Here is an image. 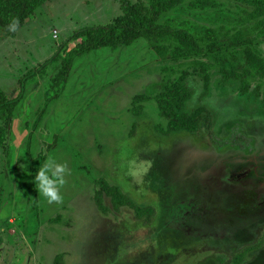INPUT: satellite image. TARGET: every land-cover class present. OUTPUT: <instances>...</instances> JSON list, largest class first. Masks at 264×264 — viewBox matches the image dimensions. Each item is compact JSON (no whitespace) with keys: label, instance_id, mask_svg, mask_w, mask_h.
Returning <instances> with one entry per match:
<instances>
[{"label":"rangeland","instance_id":"374dc122","mask_svg":"<svg viewBox=\"0 0 264 264\" xmlns=\"http://www.w3.org/2000/svg\"><path fill=\"white\" fill-rule=\"evenodd\" d=\"M249 1L193 0L161 23L203 48L213 31L228 43ZM120 14V0H47L14 38L0 28V88L8 98H19V80L36 73L11 121H0V264H54L57 256L63 264H264V218L257 205L249 208L250 194L242 196L246 219L233 221V209H224L233 192L249 187H256L253 201L264 202V172L257 177L246 166L264 157V95L241 97L239 81L225 82L221 73L245 63V48L200 56L213 65L207 90L206 74L190 60H161L150 42L137 41L72 59L59 91L61 65L80 42L76 32ZM250 44L264 56V37ZM187 69V109L206 107L213 126L167 136L158 99ZM257 84L264 92V79L252 89ZM136 95L148 99L133 103ZM132 108H142L139 118ZM50 157L67 164L60 203L38 190L37 173ZM103 178L154 208L151 222L136 220L130 207L115 210L106 194L109 212L99 209Z\"/></svg>","mask_w":264,"mask_h":264},{"label":"trees","instance_id":"16d2710c","mask_svg":"<svg viewBox=\"0 0 264 264\" xmlns=\"http://www.w3.org/2000/svg\"><path fill=\"white\" fill-rule=\"evenodd\" d=\"M193 0H120L121 14L114 22L93 27H86L76 32L74 40H80L76 44L71 59L64 60L61 72L56 83L62 91L72 69V59L90 55L98 50L110 49L118 50L122 47H129L137 41H147L152 45L153 50L161 60H171L178 63L182 60H190L191 68L205 73L206 90L210 83V70L213 65L206 62L200 56L202 54H213L226 52L231 49L245 48V63L239 67L229 69L226 66L221 68V73L225 82L230 79L238 80L239 95L248 100L253 97L259 100L264 92L263 86L257 84L252 89V83L256 79H264V56L259 50L250 48V43L256 37H264V0H250L251 10L243 12L241 27L236 29L231 42L220 41L216 32L209 36V43L206 48L198 44L194 35L181 30H171L163 25L161 19L168 13L191 3ZM247 1V0H242ZM47 0H0V28L8 37L14 38L19 30L31 19L37 10L41 8ZM17 18L19 23L15 31L9 30V25L13 19ZM258 32L253 36L252 32ZM171 35L175 38L171 42ZM167 70V68H165ZM36 73H30L19 80L20 97L10 99L0 88V121L8 124L15 113L22 96L25 92L27 81L33 79ZM191 76L190 70H183L182 74L175 80L170 81L165 91L158 99V106L164 117L169 119L168 126L164 130V135L175 132L186 131L194 134L200 131L201 125L212 127V116L206 107L200 106L194 111L187 109V102L192 97V91L187 85V79ZM58 99V98H56ZM147 100L144 95H136L133 103L138 100ZM264 107V99L262 100ZM134 117H140L142 108H132ZM132 135V134H131ZM3 142L0 137V143ZM100 190L95 194V202L103 212H109V208L104 205L103 196L106 194L111 198L115 210L122 207H130L135 212V219L144 220L150 223L154 217L155 209L140 207L135 204L118 186H111L104 178L99 180ZM145 214H148L145 219ZM54 264H63V257L57 256Z\"/></svg>","mask_w":264,"mask_h":264},{"label":"clouds","instance_id":"9594fccd","mask_svg":"<svg viewBox=\"0 0 264 264\" xmlns=\"http://www.w3.org/2000/svg\"><path fill=\"white\" fill-rule=\"evenodd\" d=\"M19 21L14 18L9 25L10 31H15ZM68 171L66 163H58L49 158L39 169L36 180L40 194L47 199L48 203H60L63 200L62 186L65 183L64 175Z\"/></svg>","mask_w":264,"mask_h":264},{"label":"flooded vegetation","instance_id":"af4514ba","mask_svg":"<svg viewBox=\"0 0 264 264\" xmlns=\"http://www.w3.org/2000/svg\"><path fill=\"white\" fill-rule=\"evenodd\" d=\"M256 175L257 176H260V173L257 172ZM259 184L261 186H264V183L263 182L262 183H259ZM255 188L256 187H249L248 190H244L243 189L242 192L237 193L236 195L234 194L235 192H233L232 196H233V198L236 197L235 200L233 201V203H231L230 205H228L227 207L224 208V209H227V208L233 209V211H232V213H233L232 214L233 215V221H234V218H237V219H246L245 216H247L249 214V213H247V210L248 209L246 207H243L242 206L243 205L242 204V200H243L242 196L244 195L246 197L247 194H250V200H248V201H249V204H251V205H249V208H254L253 205H257V208H256L257 209V212H256V214L263 215L262 218H264V202H262L261 204L260 203H255L253 201V198H252L253 192L256 191ZM257 191H259V190H257ZM225 199H228V197L225 198ZM260 199H263V198H260ZM224 200H222L223 203L225 202ZM209 201L211 202V199L210 198H209ZM217 201H219V203L222 205V203L220 202V200H217ZM217 201H214V202H217ZM220 204H218V205L221 206ZM202 218H204V220H205V217H202Z\"/></svg>","mask_w":264,"mask_h":264},{"label":"water","instance_id":"95a60500","mask_svg":"<svg viewBox=\"0 0 264 264\" xmlns=\"http://www.w3.org/2000/svg\"><path fill=\"white\" fill-rule=\"evenodd\" d=\"M259 156H261V157H257V156H252L251 158L252 159H250V162L252 163V164H248V161H249V159H247V160H242L241 162H239L241 165H237V167L238 166H243L244 165V163H245V165L246 164H248V165H246V166H248L249 168H251V166H253L252 168H254V169H252L253 170V172H254V174L256 175V173L258 172V173H260V175L264 172V157H263V155H259ZM239 160V159H238ZM238 163V164H239ZM244 165V166H245ZM257 176V175H256ZM258 177V176H257Z\"/></svg>","mask_w":264,"mask_h":264}]
</instances>
